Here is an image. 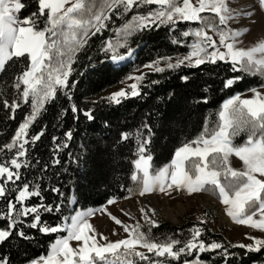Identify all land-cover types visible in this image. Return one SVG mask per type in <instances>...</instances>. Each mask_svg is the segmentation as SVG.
<instances>
[{"label": "snow or ice", "instance_id": "6c2138e0", "mask_svg": "<svg viewBox=\"0 0 264 264\" xmlns=\"http://www.w3.org/2000/svg\"><path fill=\"white\" fill-rule=\"evenodd\" d=\"M243 2L247 7L233 6L230 0H32L30 7L26 0H0V75L11 85L10 92L0 91V108L9 121H15L16 111L22 106L28 109L8 139L0 143V220L6 221L0 227V244H8L13 237L34 240L35 236L25 229L55 234L46 254L25 256L21 264H245L243 257L264 251V38L243 46L241 37L249 29L232 26L242 18L264 15V0ZM161 28L166 29L171 45L187 51L157 52L155 58L125 75L119 81L122 87L92 100V107L74 102L72 90L78 87L80 77H104L119 71L135 55L133 45L139 46L148 32ZM93 38L98 41L95 46ZM81 55L86 61L78 69L75 65ZM220 62L229 73L221 80L222 90L231 92L246 76L259 77L256 86L245 88L249 95L237 91L223 99L217 119L206 117L199 134L175 147L162 165L153 167L149 119L142 120L134 130L118 126L112 140L102 146L100 140L107 138H98L93 155L114 157L128 147L130 180L140 196L156 189L210 191L228 217L259 230L260 235L246 232L249 242L225 245L206 241L204 228L195 224L180 236L155 234L152 229L158 221L148 215L154 210L141 207L147 230L139 221L128 224L109 213L127 233L121 238L113 229L118 238L112 240L89 222L94 209L80 206L75 195L66 196L50 178L44 186L50 168L63 163V172L67 173L68 165L81 161L79 154L68 151L75 128L67 127L62 136H51L50 163L40 167L39 156L32 162L31 153L37 150L45 128L32 133L30 126L46 105L65 96L68 107H60L58 121L70 111L71 120L77 124L81 116L95 122L97 105H120L128 98L145 103L152 99L145 89L154 88L161 80L149 79V73H179ZM74 75L77 78H71ZM178 79L181 83L177 87H200L187 72ZM211 90L204 81L203 91L196 95L208 103L205 93ZM167 95L171 99L178 93L169 91ZM155 99L162 101L163 97L157 95ZM149 115L144 113L146 118ZM100 119L103 129L111 133V120L103 114ZM237 137H242V142H236ZM79 147L91 152L87 144ZM62 152H67L68 159L61 160ZM231 157L238 159L239 166H233ZM29 170L35 171L31 179ZM54 175L57 180L61 177L60 172ZM127 191L132 194L131 188ZM46 193L54 197L51 202ZM120 198L109 195L106 203L111 205ZM45 214L56 217V221L45 220ZM197 219L204 223L202 218ZM237 248L243 253L231 251ZM202 253L210 254L211 262L202 259ZM0 264H14L11 254H0ZM252 264H264V260H252Z\"/></svg>", "mask_w": 264, "mask_h": 264}, {"label": "trees", "instance_id": "16d2710c", "mask_svg": "<svg viewBox=\"0 0 264 264\" xmlns=\"http://www.w3.org/2000/svg\"><path fill=\"white\" fill-rule=\"evenodd\" d=\"M31 7L32 0H26ZM115 19V17H113ZM186 27V25H184ZM105 36L109 35L106 31ZM97 39L93 38V46L97 43ZM136 53L132 60L122 65L121 69L116 72H109L106 76L100 77L94 74H89L80 77L78 87L74 88L73 99L78 106L92 107L90 103L98 96H102L103 90L118 83L125 75L139 67L140 64L146 63L149 58H155L157 52L173 54L174 52L184 53L187 51L185 47H177L170 44L167 39V31L164 28L159 30L153 29L148 32L143 40L139 41V46L133 45ZM86 61V56L81 55L79 62L75 65L78 69L83 67ZM188 73L192 76L200 87L188 86L177 87L181 82L178 75ZM225 65L220 62L217 65L201 66L199 69H183L181 72H167L164 74L149 73V79H159L161 84L156 85L149 91L152 99L145 103L142 99L128 98L121 102L120 105H97L95 122H88L81 116L79 123L71 120V113L64 116L60 121L56 119L59 114L60 107H68L67 97L59 96L55 103L46 105V110L42 111L41 115L30 126V132L34 133L45 128V133L39 141H37V150L31 153L32 162L35 163V157L41 159L40 167L44 162L50 163L52 141L51 136H62L63 130L67 127L75 128L74 141L71 143L68 151L74 154H79L81 161L79 164L72 163L67 166V173L63 172L65 167L63 163L50 168L46 173L44 186H47L49 178L53 184H59L66 196L72 195L77 197V202L85 208L97 207L106 203L109 195H117L124 199L131 197L138 192L136 187L130 180V152L128 147H124L122 152L114 157L107 154H96L97 144L95 141L98 138L106 137L107 139L100 140V145L109 143L115 133V129L119 126L121 130H134L140 125L144 119H149L153 129L151 143L149 149L153 157V167H158L170 159V154L175 147L179 146L186 140L193 139L204 128V121L207 117L209 120L215 121L216 111L228 95L235 92H244L246 87L256 86L259 77H245L238 82L231 92L227 89L222 90L221 80L228 75ZM77 78L76 75L71 77ZM204 81L211 86V91L205 93L209 100L208 103L202 102L196 95L202 92ZM71 87V86H70ZM10 83L5 82L4 76L0 75V91L8 90L10 92ZM169 91L177 92L178 95L169 99L167 93ZM106 95V94H105ZM159 95L163 97L162 101H157L155 97ZM27 108L22 106V109L16 111L15 121L5 120V113L0 108V143L8 139L10 133L14 131L15 125L23 119L24 112ZM150 113L149 117H145L144 113ZM101 114L109 118L112 122L111 133L103 129L100 119ZM236 142H242V137H237ZM84 143L88 145L91 152L79 146ZM61 160L68 159L67 152L60 153ZM60 172L61 177L56 179L54 173ZM23 174V172H22ZM28 178L31 179L35 175V171L29 170ZM123 186V187H122ZM132 189V194L127 191ZM209 192V191H208ZM49 202L54 198L52 194L46 193ZM58 199V198H57ZM117 199V200H120ZM67 200H65V210H67ZM45 220L50 223L56 221V217L44 216ZM6 221L0 220V227L5 225ZM198 225L204 228L202 233L203 238L210 242L217 240L227 245L229 241L222 233L210 230L209 226L200 220L192 221L190 218L183 219L178 224H172L167 221L158 222V225L153 228L155 234H171L180 236L186 233L193 225ZM146 227L143 230H147ZM30 234L35 236L34 240L24 241L20 238L13 237L8 244H0V254L7 252L11 254L14 264H21L25 256L36 257L41 254H46L47 245L50 240L55 239V234H40L34 229H25ZM13 240L15 244L13 245ZM234 252L243 253L241 249H231ZM201 258L207 261L212 260V256L208 253H202ZM245 264H252V260H264V251L251 253L249 256L243 257Z\"/></svg>", "mask_w": 264, "mask_h": 264}, {"label": "rangeland", "instance_id": "374dc122", "mask_svg": "<svg viewBox=\"0 0 264 264\" xmlns=\"http://www.w3.org/2000/svg\"><path fill=\"white\" fill-rule=\"evenodd\" d=\"M230 3L236 7H247L243 0H230ZM236 27H247L249 32L244 33L241 37L243 46H249L254 43L255 40L264 38V15H255L251 19L242 18L238 23L233 24ZM137 50H135L136 53ZM134 56L130 57L128 61L132 60ZM126 61V62H128ZM124 62L123 64H125ZM137 69V68H136ZM142 70V69H141ZM134 72V70H132ZM130 72V73H132ZM138 74V73H135ZM119 82L103 90L102 94L105 95L107 92L116 90L122 87ZM244 95H249V93L241 92ZM233 166H239L238 159L235 157L230 158ZM153 195L155 200L150 197L146 203L144 200L140 199V195L137 192L131 197L116 200L113 204L109 205L107 203L101 205L105 210H102L101 206L90 207L94 209V215L89 217V222L92 224L93 228L98 232L102 233L109 239L115 240L118 237L113 234V229H115L119 236L122 238L127 235L121 227L117 225L114 220L111 219L109 213L112 216L117 217L128 224H134L137 221L144 227H146L145 221L141 219L140 209L141 207L148 209H153V212H148V215L158 222L167 221L172 224H178L185 218H190V220H198L200 217L209 226L210 230L222 233L224 237L231 243L249 242L245 233L260 235L259 230L250 229L247 225L237 224L224 212V206L219 202L216 196H214L210 191H201L196 193H188L185 190H167V192H160L156 189L153 192L146 193ZM73 195V193H72ZM133 200L134 206L123 207V202ZM166 203L171 208L175 209L178 205L184 207L183 213L178 217L176 221L168 219L162 214V207ZM217 203L220 207V211H215L212 208L213 204ZM89 208V207H88ZM125 213H130L131 215H125Z\"/></svg>", "mask_w": 264, "mask_h": 264}, {"label": "bare ground", "instance_id": "6f19581e", "mask_svg": "<svg viewBox=\"0 0 264 264\" xmlns=\"http://www.w3.org/2000/svg\"><path fill=\"white\" fill-rule=\"evenodd\" d=\"M150 197L152 198V200H155L152 194L151 195L145 194L144 196H140V199L144 200L147 203ZM132 206H134L133 200H128L123 202V207H132ZM212 208L215 209V211H220V207L217 203L213 204ZM183 211H184V207L182 205H178L177 208L173 209L170 206H168L166 203H164L162 207V214L172 221H176L178 217L183 213Z\"/></svg>", "mask_w": 264, "mask_h": 264}, {"label": "water", "instance_id": "95a60500", "mask_svg": "<svg viewBox=\"0 0 264 264\" xmlns=\"http://www.w3.org/2000/svg\"><path fill=\"white\" fill-rule=\"evenodd\" d=\"M126 61H128V60H126ZM126 61H125V62H126ZM73 195H74V194H73Z\"/></svg>", "mask_w": 264, "mask_h": 264}]
</instances>
